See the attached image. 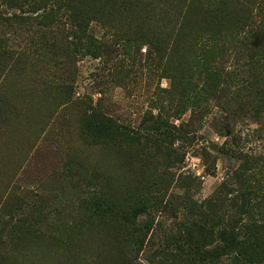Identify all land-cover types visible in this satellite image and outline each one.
I'll return each mask as SVG.
<instances>
[{
  "label": "rangeland",
  "instance_id": "rangeland-1",
  "mask_svg": "<svg viewBox=\"0 0 264 264\" xmlns=\"http://www.w3.org/2000/svg\"><path fill=\"white\" fill-rule=\"evenodd\" d=\"M250 13L264 0H0L55 19L0 68V264H186L245 179L264 208V82L219 53L214 86L188 47Z\"/></svg>",
  "mask_w": 264,
  "mask_h": 264
},
{
  "label": "trees",
  "instance_id": "trees-1",
  "mask_svg": "<svg viewBox=\"0 0 264 264\" xmlns=\"http://www.w3.org/2000/svg\"><path fill=\"white\" fill-rule=\"evenodd\" d=\"M57 8V9H55ZM50 9L48 14H58L60 10H69L62 5H57ZM262 12V8L259 10ZM259 17L257 14H245L237 21L235 31L230 34L208 35L201 37L199 35L193 36L188 42L189 51L198 56L203 61V70L207 76L213 75L216 81H212L214 86L223 82V77L226 74L218 58V54L222 53L225 57L237 56L239 60L264 82V22L263 19L257 23L255 18ZM38 18L31 19L22 15L13 14L10 17H0V68H7L20 58L30 55L22 47H17V39L26 35L29 29H35L36 26L42 28H49L53 25L54 18H43L42 22L37 21ZM181 26V24H180ZM36 33L37 37L44 34ZM31 33V34H32ZM47 33V32H46ZM39 43V39L37 40ZM42 40H40L41 43ZM19 48V49H18ZM230 53V54H229ZM202 57V58H201ZM194 61V60H193ZM193 64V62H191ZM197 66V65H195ZM161 125L158 124L157 127ZM155 130V129H154ZM165 132V131H164ZM243 171L248 169L247 161L245 160ZM250 179H245L244 195L238 197L239 201L229 202V200L222 199L221 206H230L235 212V218H231L228 226H224L219 231V243L215 246L205 245L199 242L189 243V247L185 261L186 264L201 263L205 260L222 259L224 256L228 257L235 264H264V208L253 212V198L251 196L252 187L250 186ZM263 205V203H262ZM256 210V209H255ZM236 221V222H234ZM196 226L198 222H195ZM199 227V226H198ZM207 238L213 237V231L202 228ZM175 252H182L181 249L176 248ZM191 253H195L198 261H194L190 257ZM120 259L123 262L125 256ZM166 258V257H164ZM132 261L123 262V264H132Z\"/></svg>",
  "mask_w": 264,
  "mask_h": 264
}]
</instances>
